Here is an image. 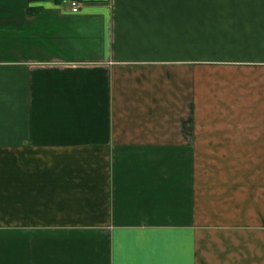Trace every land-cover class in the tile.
I'll list each match as a JSON object with an SVG mask.
<instances>
[{
	"label": "crops",
	"instance_id": "crops-1",
	"mask_svg": "<svg viewBox=\"0 0 264 264\" xmlns=\"http://www.w3.org/2000/svg\"><path fill=\"white\" fill-rule=\"evenodd\" d=\"M0 0V264H264V0Z\"/></svg>",
	"mask_w": 264,
	"mask_h": 264
},
{
	"label": "built area",
	"instance_id": "built-area-1",
	"mask_svg": "<svg viewBox=\"0 0 264 264\" xmlns=\"http://www.w3.org/2000/svg\"><path fill=\"white\" fill-rule=\"evenodd\" d=\"M69 10L70 12H77L79 9V2L75 1V0H69Z\"/></svg>",
	"mask_w": 264,
	"mask_h": 264
},
{
	"label": "trees",
	"instance_id": "trees-1",
	"mask_svg": "<svg viewBox=\"0 0 264 264\" xmlns=\"http://www.w3.org/2000/svg\"><path fill=\"white\" fill-rule=\"evenodd\" d=\"M54 2H58V1H65V0H53Z\"/></svg>",
	"mask_w": 264,
	"mask_h": 264
}]
</instances>
